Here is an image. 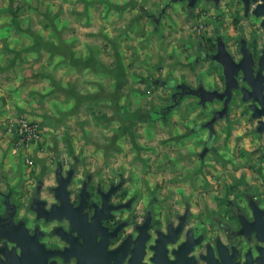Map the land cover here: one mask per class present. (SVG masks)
<instances>
[{
    "label": "rangeland",
    "instance_id": "obj_1",
    "mask_svg": "<svg viewBox=\"0 0 264 264\" xmlns=\"http://www.w3.org/2000/svg\"><path fill=\"white\" fill-rule=\"evenodd\" d=\"M243 4V0H197L193 7L188 0H0V34L24 36L2 44L29 42L36 44L31 49H68L76 69L70 75L79 78L84 72L90 86L99 80L106 85L103 91H82L75 79V92L62 90L54 101L46 96L33 101V85L48 88V78L27 76V68L34 61L50 66V59L33 54L36 57L28 55L19 63L28 84L20 94L28 109L14 114L38 120L42 139L28 153L32 162H27L1 136L0 168L11 162L10 177L19 179L16 185L4 183L1 191L26 205L38 179L52 182L56 162L67 166L74 161L77 174L82 170L123 179L124 189L137 196L139 212L152 201L155 220L162 227L177 222L184 204L191 208L186 226L205 233L206 240L214 235L229 240L216 222L230 215L228 200L247 209L244 194L250 193L264 206V135L244 131L234 138L232 132L250 127L231 121L225 125L231 133H217L211 142L205 128L192 132L210 116L209 109L191 105L196 99L191 96L182 106L181 100L171 106L170 96L173 82L195 85L201 78L207 86L214 83L220 65L201 56L198 46L215 52L216 34L225 38L236 59L240 35L257 34V52L264 45L260 18L245 14ZM114 49L120 50L118 58H113ZM118 62L120 79L111 70ZM64 68L59 66L62 77L67 76ZM96 69L100 79L93 76ZM114 83L116 89L111 88ZM5 117L0 120L3 129ZM247 137L248 149L242 145Z\"/></svg>",
    "mask_w": 264,
    "mask_h": 264
},
{
    "label": "flooded vegetation",
    "instance_id": "obj_2",
    "mask_svg": "<svg viewBox=\"0 0 264 264\" xmlns=\"http://www.w3.org/2000/svg\"><path fill=\"white\" fill-rule=\"evenodd\" d=\"M245 14L248 12L245 11ZM244 36L240 35L237 39L239 47L240 40ZM245 38L255 58H258L264 47L262 45L258 52L254 49L258 35L245 36ZM222 40L226 43L221 35H215L216 49L218 42ZM198 49L201 56L211 59L213 54L211 50L203 48L201 44ZM238 83L243 85L240 77H238ZM199 84L206 89L224 91L225 79L222 67L220 66L219 75L210 86L205 85L201 78L197 80L196 86ZM242 95L239 89L233 90L226 107L225 98L214 99L203 105L199 103L201 96L195 95L199 109L210 111V116L198 124V130L205 128L210 133L207 122L215 112L225 107L224 115L213 122V133H215L214 124L219 120H223L228 125L235 118L250 127L249 130L244 129L245 132L259 133L256 130L257 120L251 117L252 110L248 108L249 102L242 101ZM170 97L172 101L177 99L175 96ZM206 147L208 148V145ZM76 168L77 164L74 161L67 166L56 162L51 177L52 182L45 183L38 179L26 205H21L11 198V201L16 204L14 221L23 220L28 234L43 244L45 249L53 252L48 256L49 262L77 264V258L70 254L75 250L81 254L84 264H264V206L262 207L257 201L262 209L261 220L256 225H252L251 222L255 216L254 211L249 207L252 194H244L247 209L239 206L237 202L228 200L230 215L226 219H216L218 227L224 231L229 240L224 241L218 235H214L211 240H206L205 233H195L190 226H186L191 208L183 204L181 218H183L184 226L181 232L176 235V240L161 243L158 242L159 239L162 240V236L168 233L169 228L172 229L179 223V217L175 224L166 222L165 227H162L155 220L152 201L149 202L150 204L143 205L139 212L137 196L133 193L129 194L124 189L123 179L109 180L82 170L77 174ZM63 182H66L68 206L62 207L57 214L67 212L77 218L76 221L80 224L84 235L77 238L73 248L70 246L69 239L73 240L76 233L70 231L68 219L47 220L45 217H38L36 211L31 208V203L34 202L45 209H49L52 205H59L60 198L65 197V191L60 187ZM2 199L1 197L0 201ZM0 213L6 219L11 210L3 207ZM254 227H257L261 238L252 230ZM188 236L193 238L200 236V241L193 243L188 251H182ZM3 243L9 247L13 245L2 239L0 244ZM180 246L181 258H177ZM139 251L140 257L137 259ZM164 254L166 257H163ZM208 254L210 256L207 258Z\"/></svg>",
    "mask_w": 264,
    "mask_h": 264
},
{
    "label": "water",
    "instance_id": "obj_3",
    "mask_svg": "<svg viewBox=\"0 0 264 264\" xmlns=\"http://www.w3.org/2000/svg\"><path fill=\"white\" fill-rule=\"evenodd\" d=\"M197 0H188V6L193 7ZM218 3L219 0H214ZM246 12H251L252 15L260 18V26L264 28V0H243ZM254 2V6L250 7V2ZM240 47L238 52L240 56L236 59L231 51L226 47V43L222 40L217 44V49L211 55V59L222 67L223 76L225 79V89L224 91H218L216 89H206L201 84L197 87H191L185 83L178 84L176 86L177 91L173 96H181V94L188 95H199L201 100L199 103L205 104L206 102L213 101L214 99L225 98V107L229 99L232 96L233 90L239 89L242 95V101L249 102L248 108L252 110L251 117L257 120L256 130L264 135V47L261 49V53L258 58H255L253 52L248 46L247 39L242 37L240 40ZM238 77L241 78L243 85H239ZM182 88V91H181ZM174 104H176L174 102ZM171 105V106H174ZM225 107L219 111L215 112L211 119L207 122L210 126V136H212V126L213 122L224 115ZM264 149V144H263ZM68 179V178H67ZM66 182L61 183L60 187L65 191V197H61V203L58 205H52L49 209H45L43 206H38L39 204L31 203V208L36 211L38 217H45V219L50 220L54 218L62 219L66 218L70 222V231L76 233L73 240H70V246L74 247L77 243V238L82 234V229L78 223L77 218L67 212L58 213L62 207L68 206V199L66 192ZM2 196V204L6 209H10L11 213L8 218L4 219L0 217V241L5 240L13 245L9 247L7 244H0V264H54L53 261H48V256L53 254L52 251L45 249L43 244L39 243L35 237L28 234V230L24 225L23 220L14 221L15 204L11 202L9 193H3L0 191ZM249 207L254 211V219L251 222L252 225H256L258 221L261 220L262 209L258 206L257 200L251 196L249 199ZM184 226L183 218L180 217L179 223L173 227L169 228L168 233L162 236V240L159 239L158 242L166 243L176 240V235L181 232ZM259 238L261 235L258 234L257 227L252 228ZM84 236V235H83ZM264 240V237H263ZM200 241V236L193 238V236H188L186 240L185 247L182 251H188L193 243H198ZM142 242H140V245ZM142 246V245H141ZM18 248V250H17ZM68 248V249H72ZM72 256L77 258V264H84L81 259V254L75 250L70 253ZM208 254L206 257L208 258ZM140 257V251L137 255V259ZM163 257H166L165 254ZM177 258H181V246L177 252Z\"/></svg>",
    "mask_w": 264,
    "mask_h": 264
},
{
    "label": "crops",
    "instance_id": "obj_4",
    "mask_svg": "<svg viewBox=\"0 0 264 264\" xmlns=\"http://www.w3.org/2000/svg\"><path fill=\"white\" fill-rule=\"evenodd\" d=\"M155 20V18H154ZM156 24L158 25V20H155ZM19 36V37H17ZM14 36L12 35V37H9L7 34H0V120L2 117L6 116H14V115H18V114H14L16 111L21 112L24 110L28 109V105H26L27 103L24 104L23 98L21 97L22 91H24L26 88H28V84L26 82V78H25V73L22 72L23 69H20L21 67H19V63L21 64L24 60L25 57H27L28 55H36L37 56H42L43 54H46L44 56V58H46L47 56L49 57V63L50 66H47V62H44V66L46 68H43L44 66L40 65L37 66L36 61H34L32 64H30L29 68H27V70H29L30 72H28L27 76H29L30 74L33 77H37L39 81L47 80L48 78V88L42 89V83H39L38 86H36L35 84L33 85V90H35V96L33 101H40L42 100V98L46 97H50V101H54L53 98L59 96L60 91L62 90H72L75 92V88L72 86V82H75V79L78 81L79 86L78 88L82 91L84 90H105L106 85L103 83V81L99 80L96 85L94 86H90V84L88 83V79H87V75L84 72L80 73V77H74L73 75H70L71 72L75 71L76 69L73 68L74 63L73 60H71L70 55L72 53V51L70 50H66L65 51H57L56 50H42V49H31L33 47L36 46V44H30L29 42L27 44L22 43L21 45L18 46H14L12 44H5V43H1L2 41H9L12 40V38H17V39H23L24 36L22 35H17ZM106 36V33H105ZM34 38V43H39L38 39H35V36H33ZM20 39V40H21ZM59 40V39H58ZM60 41V40H59ZM54 43V42H53ZM54 44H57V41H55ZM38 46V45H37ZM39 47V46H38ZM114 52H117V54L113 55V58H118L120 56V50L119 49H114ZM199 51V49H198ZM84 54V53H83ZM200 54V53H199ZM33 55V56H34ZM36 57V56H34ZM46 60V59H45ZM52 60V61H51ZM64 65V72L67 73L66 77H62L61 76V71H59V66ZM48 68V69H47ZM74 69V70H73ZM111 70L113 71L114 77H118L119 79L121 78V72H122V64H120V62H118V64L116 63L115 65L112 66ZM99 75V76H98ZM72 76V78H74V80L72 81V79H70V77ZM93 76H98V78L100 79V77H102L101 75V71H98L96 69L95 73L93 74ZM65 78V81H64ZM203 80V79H202ZM205 82V81H203ZM185 83L191 87H197L196 84L192 85L187 83L186 81H181V82H173L171 84V86L174 84V93L177 91L176 86L178 84H182ZM114 88L116 89V85L111 84ZM44 90V92L42 91ZM70 91V93L72 92ZM182 91V88H181ZM172 93V96L173 94ZM49 94V95H47ZM6 95V96H5ZM191 96L193 98H196L195 95H188V94H181V96L177 95V99L175 101H173V103L171 105L174 104V102L176 104H174V106L178 105L180 100H181V106H182V102H186L185 98ZM191 105H193L194 107H198L197 106V101L196 99L190 103ZM195 112V111H194ZM17 113V112H16ZM5 117V119H6ZM4 119V120H5ZM232 122H238L239 125L240 124H244L243 121H238V119H233ZM225 125H227V123H225L223 120H219L217 123L214 124L215 127V133L212 134V136H210V133H208V140L209 141H213L216 138L217 133H231L229 132V130H226ZM1 127V126H0ZM220 127H223L224 131L220 129ZM240 128L242 129H238L233 133V137H235V135H242L244 129L241 126ZM193 133L198 132V124L193 128ZM4 135V129L1 127L0 128V138L1 136ZM2 139V138H1ZM249 138L247 137V139L245 138V143H243L242 145L245 146L246 149L251 147V142ZM5 141V139H4ZM253 143H255V141H252ZM1 141H0V155L4 152L2 150V146H1ZM7 143V142H4ZM4 146V145H3ZM11 158H12V154H10ZM9 157V158H10ZM12 168V170H14L13 167H11V162H4L2 164V167L0 168L2 170V176L0 177V191L2 189V186L4 183H15V185L18 182V178H11V174L9 173V169ZM4 170V171H3ZM1 172V171H0ZM3 193H5L4 191H1ZM10 195V200H12L11 198V194ZM1 196V195H0ZM2 197V196H1ZM2 202V201H1ZM12 202V201H11ZM14 203V202H12ZM15 204V203H14ZM16 205V204H15ZM4 207V205L2 204V208ZM0 217L3 218V214L0 213Z\"/></svg>",
    "mask_w": 264,
    "mask_h": 264
},
{
    "label": "built area",
    "instance_id": "obj_5",
    "mask_svg": "<svg viewBox=\"0 0 264 264\" xmlns=\"http://www.w3.org/2000/svg\"><path fill=\"white\" fill-rule=\"evenodd\" d=\"M4 124L5 142L13 152L23 155L25 161L30 162L28 153L42 139L40 122L27 115L18 114L6 117Z\"/></svg>",
    "mask_w": 264,
    "mask_h": 264
}]
</instances>
